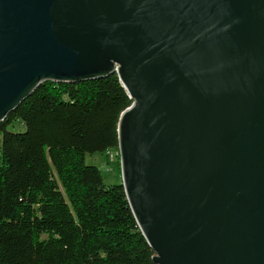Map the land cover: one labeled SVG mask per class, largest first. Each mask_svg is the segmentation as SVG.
I'll list each match as a JSON object with an SVG mask.
<instances>
[{
	"label": "water",
	"instance_id": "1",
	"mask_svg": "<svg viewBox=\"0 0 264 264\" xmlns=\"http://www.w3.org/2000/svg\"><path fill=\"white\" fill-rule=\"evenodd\" d=\"M117 74L122 185L155 264H264V0H0V123Z\"/></svg>",
	"mask_w": 264,
	"mask_h": 264
},
{
	"label": "trees",
	"instance_id": "2",
	"mask_svg": "<svg viewBox=\"0 0 264 264\" xmlns=\"http://www.w3.org/2000/svg\"><path fill=\"white\" fill-rule=\"evenodd\" d=\"M132 104L117 74L45 82L0 123V264H155L122 183L86 162Z\"/></svg>",
	"mask_w": 264,
	"mask_h": 264
},
{
	"label": "rangeland",
	"instance_id": "3",
	"mask_svg": "<svg viewBox=\"0 0 264 264\" xmlns=\"http://www.w3.org/2000/svg\"><path fill=\"white\" fill-rule=\"evenodd\" d=\"M22 125H17L16 130H23ZM1 139V138H0ZM120 151L119 149L110 150L105 154H88L86 156V162L88 165L97 166L101 169L105 182L107 185H113L122 183V169L120 163Z\"/></svg>",
	"mask_w": 264,
	"mask_h": 264
}]
</instances>
